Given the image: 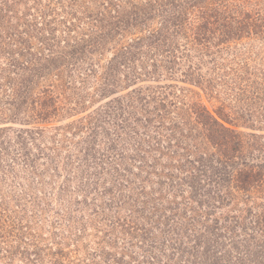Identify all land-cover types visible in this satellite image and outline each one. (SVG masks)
Returning a JSON list of instances; mask_svg holds the SVG:
<instances>
[{"label": "trees", "instance_id": "obj_1", "mask_svg": "<svg viewBox=\"0 0 264 264\" xmlns=\"http://www.w3.org/2000/svg\"><path fill=\"white\" fill-rule=\"evenodd\" d=\"M263 2L1 0L0 184L20 164L35 178L25 184L20 198L15 190L0 192V264H133L124 254L105 250L97 254V248L91 254L86 239L96 240L102 233L101 243L114 247L119 235L133 238L147 231L167 239L158 249L165 252L169 245L187 262L193 248L205 244L201 264H221L223 259L227 264H264V240L257 236L264 234V212L246 210L252 217L246 222L237 206L229 210L237 192L247 196L264 188V154L245 153L244 142L229 127L226 106L210 109L199 97L211 98L226 85L218 73L225 66L223 55H234L229 53L231 43L264 39ZM111 50L113 54L107 56ZM94 75L95 91L87 85ZM89 101L99 102L100 110L64 123L86 112ZM7 123L13 127L9 132ZM60 128L66 136L82 139L74 150L83 154L82 167L95 162L97 168V156L119 162V166L112 162V170L118 168L113 186H105L107 193L127 185L119 180L127 172L119 173L126 170L127 161L138 163L137 176L148 175L143 173L147 164L153 174L158 171L160 151L175 148L171 158L177 161L176 153L180 164L172 162L162 179L158 175L161 187L168 179V189L176 191L177 199L188 194L187 203L169 202L168 215L134 185L118 197L128 201L133 211L124 217L116 211L118 218H111L118 238L100 232L96 221L82 220L75 234L78 220L71 205H63L62 217L45 227L50 212L47 195L36 194L41 176L49 171L57 176L62 160H66L63 165L76 163V157L69 156L73 152L64 151L68 142L58 147L48 131ZM151 152L154 158L148 156ZM48 165L49 170L43 169ZM113 197L97 207L100 220L112 211ZM190 200L208 207L196 236L190 233L195 221ZM119 203L115 202L116 209ZM184 238L195 245L186 247ZM81 241L86 252L68 250ZM60 242L69 256L63 260L52 253ZM151 251L137 264L159 263L155 248Z\"/></svg>", "mask_w": 264, "mask_h": 264}, {"label": "rangeland", "instance_id": "obj_2", "mask_svg": "<svg viewBox=\"0 0 264 264\" xmlns=\"http://www.w3.org/2000/svg\"><path fill=\"white\" fill-rule=\"evenodd\" d=\"M106 48L111 47L107 46ZM229 50V53H233L234 55H223L222 59L225 62V66L220 73L217 72L219 76L222 75V77H225L224 84L228 86L226 88V85L223 88L218 87L217 92L211 98H208L204 94L203 98L202 94L199 97L201 101L203 100V102L207 104L208 107H210V109L217 107L219 104L226 106L230 122L229 127L232 129L234 128L239 137L244 142L245 153H256L258 150L260 153L264 154V39H243L241 41L233 42L229 45ZM111 53L113 54L112 50L107 53V56L111 55ZM233 60H235V62H233ZM103 63L104 62H102V64ZM87 85L88 87L93 88L94 91L97 89V79L95 75L92 76ZM89 98L92 100L91 97ZM98 103L99 102H96L92 105V103L89 101V104L87 105L88 107H85L86 112H82L84 111L82 110L79 112V114L73 115L74 117L67 119L64 123L82 118L89 112L94 111L93 109L97 108V111L100 110L98 108ZM6 126H9L7 132L13 129L9 123H7ZM48 131H50V133L53 132L52 135H54L56 142H58V147L60 145L65 146L64 142H68V146L64 149V151H72L73 153H70L69 156H72L73 154L76 157V163L74 164V162H72L69 165H63V162L66 163V160H62L63 162H59V174L57 176L51 175L50 171L49 174L44 173L41 176L42 181L40 182V185H37L36 187V194L39 198L44 196L43 193L47 195L45 197V202L49 204L48 211L50 212H47L44 218L45 227L51 226V223L55 219L62 217L61 214L64 212L62 208L63 205H66V207L71 205V209L76 216V220H78V227L73 229L75 234H78V228L81 229L80 222H82V220L85 224H90L92 221H96L97 224H100V232L103 231L106 233L109 231L111 232L110 235H112L113 238H116L117 233L115 229L112 230V225L114 223L111 221V218L115 216L116 218H118V216L124 217L125 215L129 214L130 211H133L132 206L130 203H128V201H119L118 197H122L127 192L133 190L134 185L136 187L140 186L142 189H144L148 200L155 205L160 204L159 209H166V213L168 215L171 214L170 210L168 209L169 202L181 200L183 204L187 203L186 201H188V194H186L185 197L179 196L177 199L176 191L174 192L168 189V179L164 181V185L162 186L163 188L160 184L161 179L165 175L163 172L167 171L166 165L170 166L172 162L179 163V157L176 153H174V155L177 158V161H174V159L171 158L172 153L170 152H173L175 148H171L169 150L170 152L164 151L163 153V151H160L156 160L159 163L158 171L153 174L148 168L147 164L143 169V173H148V175L137 176V170H139V168H137L139 166L138 163H130V161H127L128 166L126 167V170L124 169L125 171H119V173H124L127 171L124 175V178L119 179L126 181L127 185L120 187L118 190H115L112 193H107V191H105V188L107 187L105 186H113L112 184L115 183L116 170L118 168L117 167L116 169L112 170V162L118 166L119 162L111 160L107 161V159L104 160L103 158H98L97 156V168L94 164L95 162L90 164L87 168H84L82 167L81 163L83 154L78 153V150L74 151L77 149L75 143L82 141V139L78 137L71 138L72 136L70 135L66 136L62 128L56 131L49 129ZM165 137L161 139L163 143L166 142ZM49 143L50 145H48V147L51 146L50 141ZM99 144L100 143H97V148H99ZM128 148L129 147H126L125 150ZM150 155L152 158L156 156L154 152L148 153V156ZM149 162L150 159L148 160V163ZM44 168L49 170L50 165L43 167V169ZM131 169L135 170L133 174L130 173ZM96 170L97 176L95 177ZM170 171L173 172V170ZM158 173L161 174V179ZM1 176L2 174L0 173V177ZM33 177L35 178L30 170L25 169L21 164L17 165L14 171L6 174V178L1 181L0 185L2 188L0 192L2 193L4 190L6 191V189H8L9 192L10 190H15L18 192L17 196L20 198L22 196V194H20L21 191L26 190L25 184H29ZM134 177L136 179L131 181L130 178ZM110 195H112V197L115 195L113 198L116 203L120 202L118 204L119 209H116L114 206L115 202H113L112 211L107 212L106 217H104L105 220L102 221L100 220L101 216L98 212H96V209L98 206L106 202V200L110 198ZM242 195L243 194L241 192L236 193L235 204L231 206L229 210L237 206L239 211L242 212L240 217H243V219H241L243 221L245 219L246 222H249L252 220V217L249 214L250 211L246 212V210H254V212L252 211L253 214L264 212V188H258L247 194V196ZM20 201L24 202V199H21ZM189 203L192 208L193 218H195L193 226H190V233L192 232L196 236V234H200L204 217L206 215L205 211L208 210V207L205 205L201 206L199 200L198 202L196 200H190ZM187 207L190 208V206ZM116 211L118 212V216L116 215ZM137 218L139 219L138 215ZM253 218H255V215ZM213 219L215 220V217H213ZM52 229L59 235L61 234L58 230L54 228ZM66 233L68 232L66 231ZM101 235L102 233L100 236ZM100 236H98L96 240H93V238H90V240L86 239L91 254H94L92 252H94L96 248L97 254H101L104 250L110 252V254H124L128 256L129 260L131 259L135 261L133 264L140 262L144 256L148 257V255L152 252V248H155L156 251L154 252H156L157 256H159L160 262L157 261L159 262L157 264H192L196 261L197 264H201V258H205L203 254L205 244L201 245L199 248H193V253L190 255L188 262L186 260V256H181V252L179 253L173 250L169 245H167L166 251L162 252L161 249H158V246L162 244V241L167 239L161 234L150 233L148 231L143 233V235L142 233L138 232L133 238L129 235H119L120 237L118 239V243L116 242L114 247L107 245L104 246L99 240ZM257 236L260 240H264V234L258 233ZM109 238L111 237L108 236V239ZM205 238L206 237L203 239L205 240ZM143 240H146V242L142 243ZM181 240L184 242L183 244L186 247L188 246V248H190L192 245H195L194 241L190 243V241L185 238ZM64 243L67 244V238L65 239ZM64 243L60 242L57 246L52 247V253H57L56 258H59V260L65 259L62 257H69L65 255L66 248ZM76 244L77 243H75V245L71 246L70 248L68 247V250L74 252L78 248L79 254L82 253V251L86 252L82 241L79 245ZM67 258L64 260L65 263H67ZM98 259L99 258L96 259L97 262ZM101 259H103V257H101ZM209 261H212V259L210 258ZM221 264H227V260L223 259ZM248 264L252 263L248 262Z\"/></svg>", "mask_w": 264, "mask_h": 264}]
</instances>
